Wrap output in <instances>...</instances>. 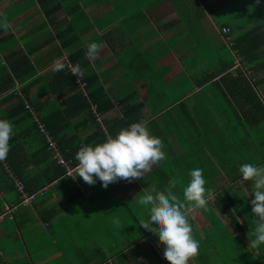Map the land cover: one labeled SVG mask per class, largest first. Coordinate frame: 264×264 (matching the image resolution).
<instances>
[{"label": "crops", "instance_id": "obj_1", "mask_svg": "<svg viewBox=\"0 0 264 264\" xmlns=\"http://www.w3.org/2000/svg\"><path fill=\"white\" fill-rule=\"evenodd\" d=\"M222 8L250 22L221 24ZM0 16L9 24L0 27V119L13 125L0 215L14 208L0 220V264H168L158 237L139 226L150 206L138 200L172 179L182 198L195 168L214 197L189 216L199 242L189 264H215L214 240L232 256L264 252L249 247L251 182L238 183L242 164L264 165V41L235 45L252 30L264 37V0H0ZM93 42L101 48L90 60ZM56 60L79 64L93 95H81L67 68L54 72ZM26 105L66 160L141 120L166 159L107 189L66 177ZM16 181L34 195L30 205L19 204Z\"/></svg>", "mask_w": 264, "mask_h": 264}, {"label": "clouds", "instance_id": "obj_2", "mask_svg": "<svg viewBox=\"0 0 264 264\" xmlns=\"http://www.w3.org/2000/svg\"><path fill=\"white\" fill-rule=\"evenodd\" d=\"M259 2L257 0V4ZM0 27L8 29L6 17L0 16ZM100 48L101 45L95 42L87 44V57L95 60ZM65 68L81 79L79 64L66 65L56 60L52 65L54 72ZM147 125L148 121L141 120L122 129L115 138L109 136L102 144L80 147L74 157L78 163L73 169L76 173L73 179L79 177L90 186L95 185L98 179L102 187L107 189L110 184L121 180L132 183L144 178L153 166H158L166 159L162 141L150 134ZM12 135V123L0 119V161L7 159ZM239 173L241 179L238 183L251 182L254 197L251 198V212L256 226L251 233L254 238L249 239V247L257 249L264 245V165L245 163L239 167ZM189 175L190 180L183 189L182 198L174 191L177 180L172 179L163 191L155 187L144 189L145 194L138 200L139 205L150 206L148 218L141 220L139 226L158 237L164 246L163 256L168 264H189L190 260L198 256L199 242L193 236L189 216L197 210H206L214 197V191L205 188L202 169L195 168ZM116 223L119 224V221Z\"/></svg>", "mask_w": 264, "mask_h": 264}, {"label": "built area", "instance_id": "obj_3", "mask_svg": "<svg viewBox=\"0 0 264 264\" xmlns=\"http://www.w3.org/2000/svg\"><path fill=\"white\" fill-rule=\"evenodd\" d=\"M222 32L223 33H228L229 32V29H222ZM75 76V79L76 81L80 84V87H82L84 84H82L80 82V78L77 76V75H74ZM26 109L30 110V107L29 105H26ZM92 111L93 113L96 115V108L95 106H93L92 108ZM32 112V115H33V119H34V122H35V125H36V128H37V131L40 135L43 136L45 142H46V150L47 152L51 155V157L53 158V160L55 161V163L57 165H59L60 167H62L65 172H64V176L66 177H72L73 174H74V171L73 169L76 167V166H73L71 164V161L69 160H66L62 157L60 151H59V148L57 147V144L53 138V136L50 134V132L45 128V125L42 124L38 119L37 117L35 116V114ZM96 118L98 120V117L96 115ZM99 121V120H98ZM16 185V188L19 192V202L20 204L22 205H30L32 200H33V197L34 195H31V194H28L25 192V189H24V186L22 183H20L19 181H16L15 183ZM14 208H11V207H5L4 209V213L0 215V220L3 219L6 215L8 214H11L12 211H13Z\"/></svg>", "mask_w": 264, "mask_h": 264}, {"label": "rangeland", "instance_id": "obj_4", "mask_svg": "<svg viewBox=\"0 0 264 264\" xmlns=\"http://www.w3.org/2000/svg\"><path fill=\"white\" fill-rule=\"evenodd\" d=\"M222 9L224 12H228V14H226V16H225V14H215V16L218 18V20L221 24H223V22H225L227 20V17H230L229 20H232V22H230V26H233V28H235L234 26L239 24V25L244 26L242 28V30H243V29H245V24L250 22V20H249L250 17L248 15L243 14L240 11V9H228V8H222ZM244 17H248V18H244ZM254 21H256V20H254ZM257 131H258V129L256 128L253 132H257ZM263 133L264 132L262 130L261 135ZM255 136H258V135H255ZM238 156H239V151L236 150V151H234V155L231 156V159L234 158L236 160L238 158ZM240 158H242V155H240ZM247 158H249L248 155H247ZM213 164H214V166H216V164L219 165V163L217 161H213ZM216 168L218 169V167H216ZM216 184L217 183L215 182L214 188L216 187ZM217 191L218 190H216L215 192H217ZM216 241H218V240H214L212 242L213 244H215V249H214L215 255L214 256L216 259H218V260H216L215 264H232V263L238 264V262L233 261V259H231V255H229V253L226 252V251L230 250L231 248L228 249L222 243H220V245L218 246L217 244L219 242H216ZM221 251H223V252H221ZM219 260L221 262H219Z\"/></svg>", "mask_w": 264, "mask_h": 264}, {"label": "trees", "instance_id": "obj_5", "mask_svg": "<svg viewBox=\"0 0 264 264\" xmlns=\"http://www.w3.org/2000/svg\"><path fill=\"white\" fill-rule=\"evenodd\" d=\"M257 31L255 30H252V31H249L247 32L246 34H244L243 36L239 37L238 39L235 40V45L236 47H241V45H239L242 41L245 42L247 41L245 44H248L249 42L248 41H256V40H259V41H264V37L262 36L261 38H259V36H257ZM239 43V44H238ZM249 45V44H248ZM74 77V76H72ZM76 80V79H75ZM74 80V81H75ZM83 81V80H82ZM81 82V80H80ZM82 84H84L82 87H80V84L76 81V86L80 87V91H82L81 95H84V96H87L89 93L87 91V87H88V83H83L81 82ZM78 87V89H79ZM89 95H93L92 92H90ZM51 134V133H50ZM75 158H73L72 156L69 157V160H71V164L73 166H76V164L78 163L76 160H74ZM65 172V170H64ZM25 189V187H24ZM27 193V192H26ZM29 194V193H28ZM20 204V202H19ZM22 205V204H20ZM264 247V245L262 246V248ZM232 256V255H231ZM237 256V258H236ZM233 257V260L236 259V261L238 262V264H264V252H259V254H250V255H241V254H235L232 256ZM244 259V260H243Z\"/></svg>", "mask_w": 264, "mask_h": 264}]
</instances>
